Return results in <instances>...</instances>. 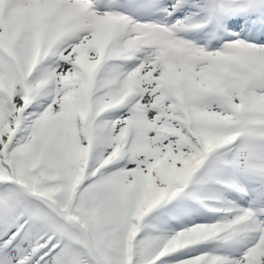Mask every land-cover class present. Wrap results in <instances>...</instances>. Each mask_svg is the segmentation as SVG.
Masks as SVG:
<instances>
[{
    "label": "snow or ice",
    "instance_id": "snow-or-ice-1",
    "mask_svg": "<svg viewBox=\"0 0 264 264\" xmlns=\"http://www.w3.org/2000/svg\"><path fill=\"white\" fill-rule=\"evenodd\" d=\"M0 264H264V0H0Z\"/></svg>",
    "mask_w": 264,
    "mask_h": 264
}]
</instances>
